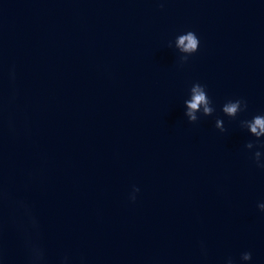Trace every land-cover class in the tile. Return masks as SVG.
I'll return each mask as SVG.
<instances>
[{
    "label": "water",
    "instance_id": "1",
    "mask_svg": "<svg viewBox=\"0 0 264 264\" xmlns=\"http://www.w3.org/2000/svg\"><path fill=\"white\" fill-rule=\"evenodd\" d=\"M188 30L199 49L178 67L168 43ZM194 82L216 109L195 124ZM259 113L264 0H0V264H26L18 200L48 264H264V170L240 126Z\"/></svg>",
    "mask_w": 264,
    "mask_h": 264
},
{
    "label": "clouds",
    "instance_id": "2",
    "mask_svg": "<svg viewBox=\"0 0 264 264\" xmlns=\"http://www.w3.org/2000/svg\"><path fill=\"white\" fill-rule=\"evenodd\" d=\"M160 8H164V0H160ZM200 45V40L195 32L188 30L184 33L177 35L174 41H169L168 47H175L180 53L178 57V67H183L189 62V57L195 54ZM10 81H15L16 74L15 68L9 69ZM185 112L189 123H197L200 118L213 116L216 109L213 105L212 99L209 97L206 86L199 82H194L189 89V98L184 101ZM248 104L243 98L229 99L222 105V112L225 116L231 120H235L240 113L247 111ZM240 126L246 129L251 136L255 137V140H249L245 143L244 148L252 153L251 159L255 166L264 170V113L254 115L251 119H244L240 121ZM215 127L220 132H225L223 119L217 117L215 120ZM254 150V151H253ZM140 192V188L133 185L128 199L131 203H135L137 194ZM8 200V193L0 183V262L5 259L4 247L2 244L3 233V208ZM15 205L18 210L22 211L23 216L26 218L27 224H21L19 231L23 238V246L26 250V264H48V258L46 250L39 240V222L32 213L31 207L23 200L15 201ZM257 208L264 213V202L258 203ZM201 253L203 256H207L206 247L201 243ZM239 260L241 264H247L252 260L251 251H244L240 254ZM57 264H72V260L69 255L64 254L58 258ZM80 264H86L84 258H81ZM226 264H237L233 257H228Z\"/></svg>",
    "mask_w": 264,
    "mask_h": 264
}]
</instances>
